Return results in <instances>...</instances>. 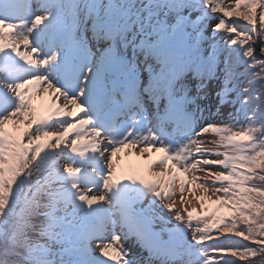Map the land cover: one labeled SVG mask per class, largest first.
<instances>
[{"label": "snow or ice", "instance_id": "1", "mask_svg": "<svg viewBox=\"0 0 264 264\" xmlns=\"http://www.w3.org/2000/svg\"><path fill=\"white\" fill-rule=\"evenodd\" d=\"M0 264H264V0H0Z\"/></svg>", "mask_w": 264, "mask_h": 264}, {"label": "rangeland", "instance_id": "2", "mask_svg": "<svg viewBox=\"0 0 264 264\" xmlns=\"http://www.w3.org/2000/svg\"><path fill=\"white\" fill-rule=\"evenodd\" d=\"M36 101H39L40 103L42 102L41 98L39 96H37ZM44 102L45 103L47 102L46 97H45ZM215 138L216 137L214 134H209V135H206L205 137H203V139H215ZM129 151H130L129 149H125V150H122V152L120 153V156L121 157L123 156V160L121 161V170L127 171L129 169V167L137 168V169H143L147 166V159L146 158L137 157L134 154H132L134 156V158H132L128 155ZM153 155L156 156V153H152V156ZM213 158H217V157H213ZM61 164H64V163L61 161ZM217 170H221V169H215V168L213 169V171H217ZM152 171H159V168H157V167L154 169L152 168ZM165 173L168 174L166 171H165ZM198 175H202V174L198 173ZM179 185H180V180L175 183V189H174L177 192L176 200L178 202L180 200ZM186 189H192L191 195L189 194V192L187 190L184 192L185 200L188 201V203L186 205H180L178 203V206H180L181 208L186 206L188 211H191L194 214H203L206 211L210 210V207H202L203 202L201 200V196L203 195V193L195 187L191 177H188L186 179ZM184 215H185V217H187L186 212L184 213Z\"/></svg>", "mask_w": 264, "mask_h": 264}, {"label": "trees", "instance_id": "3", "mask_svg": "<svg viewBox=\"0 0 264 264\" xmlns=\"http://www.w3.org/2000/svg\"><path fill=\"white\" fill-rule=\"evenodd\" d=\"M229 20L231 19V18H228ZM242 23H244L243 21H241Z\"/></svg>", "mask_w": 264, "mask_h": 264}]
</instances>
